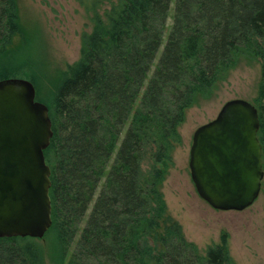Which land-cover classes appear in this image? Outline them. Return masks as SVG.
I'll return each instance as SVG.
<instances>
[{"label": "trees", "instance_id": "16d2710c", "mask_svg": "<svg viewBox=\"0 0 264 264\" xmlns=\"http://www.w3.org/2000/svg\"><path fill=\"white\" fill-rule=\"evenodd\" d=\"M78 3L92 30L79 61L41 98L18 0H0V81H31L54 132L45 151L53 224L41 239L0 238V264H236L227 233L205 252L186 238L162 188L187 111L243 60L261 65L264 169V0Z\"/></svg>", "mask_w": 264, "mask_h": 264}, {"label": "water", "instance_id": "95a60500", "mask_svg": "<svg viewBox=\"0 0 264 264\" xmlns=\"http://www.w3.org/2000/svg\"><path fill=\"white\" fill-rule=\"evenodd\" d=\"M257 107L226 102L193 136L189 167L199 196L218 210L242 211L264 181ZM54 136L49 108L34 84L0 81V238H44L53 224L52 171L45 151Z\"/></svg>", "mask_w": 264, "mask_h": 264}, {"label": "rangeland", "instance_id": "374dc122", "mask_svg": "<svg viewBox=\"0 0 264 264\" xmlns=\"http://www.w3.org/2000/svg\"><path fill=\"white\" fill-rule=\"evenodd\" d=\"M18 4L23 34L26 43L31 45V49H26L25 58L37 62L41 79L38 97L47 98L61 74L79 61L82 35L90 32L92 25L78 0H18ZM173 8L174 4L172 14ZM17 40L20 47L23 40ZM163 48L164 44L155 63ZM260 79V63L243 60L227 80L218 85L211 99L200 100L187 111L180 128L183 142L173 153L174 165L162 188L168 210L182 225L186 238L205 252L227 233L230 254L236 264H264V193L261 191L254 204L242 211L213 208L199 196L192 181L190 151L196 130L214 120L226 102L242 99L254 104ZM90 211L91 207L82 226ZM47 264L51 263L47 261Z\"/></svg>", "mask_w": 264, "mask_h": 264}]
</instances>
